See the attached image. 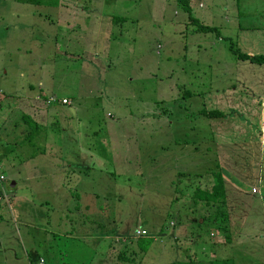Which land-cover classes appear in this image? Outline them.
<instances>
[{
	"label": "rangeland",
	"instance_id": "obj_1",
	"mask_svg": "<svg viewBox=\"0 0 264 264\" xmlns=\"http://www.w3.org/2000/svg\"><path fill=\"white\" fill-rule=\"evenodd\" d=\"M189 3L191 11L178 0H58L56 5L0 0V71L7 69L0 87L10 88L12 82L22 91V83L31 81L37 88L42 78L48 96L73 103L60 109L52 105L40 120L48 138L21 146V133L12 129L19 111L4 115L0 109V137L23 157L55 145L50 154L54 162L41 154L31 160L42 162L36 172L53 169L59 160L79 164L78 158L93 166L82 178L69 169V179L53 184L28 178L20 161L0 158L10 186L17 181L0 203V264L209 261V244L219 237L209 233L213 222L186 227L179 225L182 217L176 218V206L185 202V182L198 185L196 175H183L180 169L193 165L208 171L211 154L203 156V136L228 134L240 144L244 138L238 136L247 135L257 116L254 103L236 97L250 96L248 89L226 85L234 80L240 60L231 43L241 51V38L252 37L245 43L264 52V0ZM191 14L218 31L199 30ZM239 23L255 27L246 30ZM70 26L76 28L70 32L73 38L89 30L93 36L70 46L75 51L69 54L60 33ZM263 68L264 63L248 69L264 75ZM210 108L221 109L225 117L204 115L202 109ZM237 111L249 123H242ZM23 135L31 139L26 131ZM192 135L195 142L188 144ZM235 171L246 176L241 168ZM248 198L250 207L243 201L234 212L249 210L252 231L264 235L263 206ZM138 228L155 240L146 256L132 245L116 246L117 234L135 242ZM225 252L227 258L234 255ZM187 253L191 257L185 259Z\"/></svg>",
	"mask_w": 264,
	"mask_h": 264
},
{
	"label": "crops",
	"instance_id": "obj_2",
	"mask_svg": "<svg viewBox=\"0 0 264 264\" xmlns=\"http://www.w3.org/2000/svg\"><path fill=\"white\" fill-rule=\"evenodd\" d=\"M56 4H58V0L56 1ZM199 4L201 5L202 3L200 2ZM240 13L242 14V11H240ZM114 15L115 14H112L111 17ZM239 26L246 30H250L255 27L254 25H241L240 23ZM72 29L75 30L76 28H72L71 26L70 28L66 27V29H63L60 33L63 36L64 44L68 46L67 52L69 54L75 51L70 46H78V44H81L85 40L90 41L87 38H92L93 36V34L88 35L90 33L89 30L87 32L82 31L78 33V37L73 38L70 33ZM251 39L253 38L251 37ZM251 39L245 40V38H241V44L244 47V49L241 50L249 54L257 53L249 43H245ZM246 62L251 64L255 63L248 59L240 58L239 63L234 67V80H230L226 86L231 90L235 88L236 91L245 90V88H247L248 90L246 91L251 93L250 96L248 93H246V95L237 93L236 97L241 99L245 98L246 103L250 101L258 107L256 112L257 116L255 117L256 119L254 118L253 122L247 126V129H249L247 135L238 136L240 138H244L239 140L242 141L240 144L236 141L232 142L228 134H224L225 136L222 134H220V136H203V140H201V143L203 144V156L210 158L206 153L211 154V158L207 159L211 167H209L208 171L204 172L197 171L193 168V165L191 167L183 166V168L180 169L181 174L183 175H196V178H198V185L195 186L196 184H191L189 181L185 182V189L187 192L183 193L185 198L183 200L185 202L175 208L177 220L181 217L183 218H181L182 221L179 225L187 227L190 223H194V225L201 228L202 225L206 226L213 222V225L211 224L212 229L209 233L211 237L219 235L216 240H212L209 244V246L213 249L210 258L213 260L211 261L209 259L208 262H204L206 264H213V261L217 264H264V235L259 230L252 231L254 229V222L251 218V212L245 209H240L234 212V209L241 208L243 201V203H246L247 208L250 207L249 202L245 198H256L258 202H260V206H263L260 215L264 220V75L260 73L256 74V71L253 69H248L251 67L254 68L256 64L259 63H255L253 66H250ZM6 75L7 69L0 71V81ZM36 84L38 86L37 88L34 86L33 82L25 81L22 83L24 89L19 91V86L14 88L12 82H10V86H8L10 88L6 87L8 90L5 88L8 91L7 93L4 87H0V94H2L0 96V109L4 112V115H11V113L15 110L19 111L16 116L18 118L14 119V127L12 128L13 130L21 133L20 135H17L19 146H21V144H27L26 141L33 144L36 140L43 141L48 138V135H45L42 129L38 132L36 131L35 135H26V137H31V139H26L24 137L25 135H23V133L25 132V127L29 129L23 120L24 113L30 115L42 126V122L40 120H45L47 118L49 111H52V105H56L55 107L60 109L63 106H72L73 104L69 98H58V101L56 102H48V98L52 95L50 94L48 96L44 91L42 86L44 85L43 79L39 78ZM63 99H68L69 103H63ZM210 110H215V108H210ZM62 112H64V110H62L61 113ZM236 113L239 114L238 117L242 123H249L248 116L243 114L241 111H237ZM224 117L225 115L220 118ZM219 129L221 128L219 127ZM254 129H257V134L254 133ZM193 136L195 135L191 136V139L188 140V144L195 142V138ZM3 140L4 138L0 137V158L6 155V158L10 160L20 161L21 164L24 163L26 165L27 176L30 179L46 178L51 179L53 184H62L59 180L69 179V169L79 171L76 176L82 178L84 174H89L91 168H93V166L91 167V165L86 161H82L84 158H78L79 164L69 166L67 165V162L59 160L55 155L61 163L55 164L51 170L46 168V171L36 172V170H38L42 165V162L34 163L31 162V160L35 159L40 154L43 156L49 155V158L53 160V158L50 157V154L51 149L55 145L51 146L49 142L47 143V146L51 147L46 149V151L40 150L39 152H43L36 153V150L33 148L34 151L28 153L25 152L23 157L20 152H17L15 148L12 147V145H9L6 141L3 142ZM240 146L245 147L240 150ZM193 150L196 151L195 149ZM235 167L243 169V175L246 174V176H241L236 171L234 172ZM217 170H220V173H222L226 182L227 203L226 205L221 206H210L205 204L203 201L197 200V196L199 194V190L208 191L212 188L215 183L213 173ZM15 182L17 185V181ZM235 195L236 197L233 198ZM245 211H249V213ZM210 218H215L216 220L211 221ZM171 224L173 226L176 225L175 222H171ZM222 226H227L229 233H231L230 242L225 239L224 234L220 230ZM143 230L146 231L145 229ZM161 231L162 229H157L158 233ZM249 231H251L250 235L246 236L245 234L249 233ZM116 236L118 237L116 246L120 244V246L125 247L126 241L123 236L118 234ZM113 242H115V240ZM250 242L251 244L249 245ZM97 244L99 243L97 242ZM179 248L182 250V247ZM226 250H230L232 253L234 252V255H232L231 258L225 257L227 254L225 252ZM202 252L206 255V258L210 257L207 249L202 248ZM190 257L191 255L187 253L185 259Z\"/></svg>",
	"mask_w": 264,
	"mask_h": 264
},
{
	"label": "trees",
	"instance_id": "obj_3",
	"mask_svg": "<svg viewBox=\"0 0 264 264\" xmlns=\"http://www.w3.org/2000/svg\"><path fill=\"white\" fill-rule=\"evenodd\" d=\"M18 1L30 2L33 4H42V2L48 1L52 5L56 4V0H18ZM178 1L183 2V4L187 7V9L191 11V5H189L190 4L189 0H178ZM191 20L194 23L198 24L199 30H203L204 32L218 31V27L210 26V25L208 26L204 22H202L199 17L192 16V14H191ZM230 48H232L231 49L232 52L235 53L238 58L248 59L252 62L259 63V64L264 63V52L249 54L245 51H242V50L240 51L238 48H235L233 43H231ZM51 97H55V96H51ZM55 98L58 101V98L57 97H55ZM202 112L204 115H206L208 117H222L225 115L223 111L217 110V109H215V110H208V109L203 110L202 109ZM23 120L25 121V123L27 124V126L29 128V129H27L25 127V131L27 132L28 135H35L36 131L38 132L41 129V124L36 122L30 115H28L26 113L23 114ZM213 176L215 178L214 185L208 191L199 190L197 200L203 201L205 204L210 205V206L226 205V203H227L226 202L227 201V191H226V182L223 178V175H222V173H220V170H217L213 173ZM220 230L224 234L225 239L228 242H230L231 241V233H229L227 226L226 227L222 226ZM148 236L149 235L146 232V236L134 237L136 239L135 242L133 240H125L126 241L125 247L129 246L131 248L130 245H132V247L134 248V251L136 253H137V251H139L140 253H142V255L146 256V254L148 253L149 249L151 248V246L153 245V243L155 241L154 238L148 237ZM117 257L121 260V258L123 257L122 252H120ZM171 264H185V263L174 262Z\"/></svg>",
	"mask_w": 264,
	"mask_h": 264
},
{
	"label": "built area",
	"instance_id": "obj_4",
	"mask_svg": "<svg viewBox=\"0 0 264 264\" xmlns=\"http://www.w3.org/2000/svg\"><path fill=\"white\" fill-rule=\"evenodd\" d=\"M48 102L53 103L56 102L57 99L55 97H49ZM63 103H69L68 99H63ZM9 180L6 176L4 166L0 163V203L4 202L8 198V191L10 188ZM136 236H146V232L142 229H137L135 231ZM43 263V259L40 261Z\"/></svg>",
	"mask_w": 264,
	"mask_h": 264
},
{
	"label": "water",
	"instance_id": "obj_5",
	"mask_svg": "<svg viewBox=\"0 0 264 264\" xmlns=\"http://www.w3.org/2000/svg\"><path fill=\"white\" fill-rule=\"evenodd\" d=\"M15 185H16V182H15V181H12V182H11V187L14 188Z\"/></svg>",
	"mask_w": 264,
	"mask_h": 264
}]
</instances>
